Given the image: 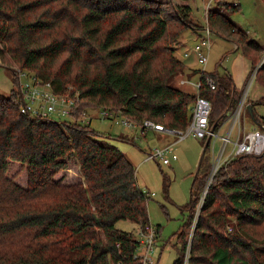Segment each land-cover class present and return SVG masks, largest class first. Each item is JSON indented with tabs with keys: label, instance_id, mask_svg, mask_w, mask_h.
<instances>
[{
	"label": "trees",
	"instance_id": "1",
	"mask_svg": "<svg viewBox=\"0 0 264 264\" xmlns=\"http://www.w3.org/2000/svg\"><path fill=\"white\" fill-rule=\"evenodd\" d=\"M238 7L216 0L208 21L233 34L248 62L246 77L256 68L252 80L263 90L247 98L244 111L257 126L264 123L255 109L264 105V63L257 65L263 46L225 13ZM186 26L200 27L188 0H0V65L11 68L14 82L0 92V264L138 262L135 232L115 221L148 223L147 195L131 160L90 127L95 115L87 107L119 106L130 119L151 117L180 128L199 93L210 100L208 122L217 129L242 87L227 69L200 67L197 90L173 83L184 66L174 50ZM9 61L50 80L54 91L76 89L75 111L55 119L21 110ZM83 108L88 122L78 120ZM70 162L77 176L64 180ZM12 163L25 170L24 183L9 175ZM209 166L202 154L170 264H264V148L220 162L195 217Z\"/></svg>",
	"mask_w": 264,
	"mask_h": 264
},
{
	"label": "rangeland",
	"instance_id": "2",
	"mask_svg": "<svg viewBox=\"0 0 264 264\" xmlns=\"http://www.w3.org/2000/svg\"><path fill=\"white\" fill-rule=\"evenodd\" d=\"M201 1L202 0H188L191 5L192 17L200 27L192 28L186 26L183 28L178 34L179 42L176 43L174 50L175 54L181 58L184 63H189L198 67L203 66L206 70L227 69L231 75L234 68L237 71L239 68H244V65L247 67V59L241 48L238 46V43H234V40L232 39L233 34L225 29L216 28L215 26H210V44L206 62L201 65L195 60L191 62L190 59H192V57L188 59L184 57L182 54L184 46L191 47L198 38V35L204 33L201 28V24L205 22L203 11L201 9ZM235 1L239 2V7L233 10H225V13L237 28H240L247 34V36L256 39L262 44V49L257 52V62L261 60V63H264V1ZM181 39L186 40L187 44L184 45V43H180ZM236 45L238 47H236ZM9 62L13 69L19 66L14 61ZM178 73H176L173 78V83L175 84H178V82H176V75ZM248 78L249 75L243 78L244 85L247 84ZM13 84V73L11 68L6 65H0V92L6 93ZM244 85H241L242 90ZM262 90L263 88L255 80L251 79L243 100V107L241 105L242 108L239 112V121L236 119L232 122V113L237 107L238 99L231 109L232 113L230 112L227 119L218 127L219 135L225 134L226 130L231 126V137L235 136L238 127L241 130L246 129L251 120L249 118L250 116L245 114L247 107L244 111V105L247 103V98H255ZM106 105L112 106L108 104ZM87 109H89V113L95 115L90 118V127L108 135L107 138L112 143L116 144L131 160L135 168L136 183L147 195L146 205L149 223L152 227L157 228L155 244L149 252L155 261L147 264H170L176 255V249L179 245L176 237L178 228L185 221L188 214L187 203L189 200V188L193 176L196 172L202 169L199 168L200 158L203 154V158L205 160L209 159L210 161L208 172L202 184L203 186L210 174L213 159L219 153L222 139L219 136L214 135H211L210 137H198L191 133L186 134L179 140L175 141L171 146V151L176 153V157L171 158L170 151L168 153L170 157L169 162H163L160 159L145 158V152L148 148L171 142L176 135L171 133H160L152 128H148L145 132L140 133L138 126L125 125L110 117L97 115L95 114L98 112L97 108L87 107ZM255 109L257 113L264 114V105L258 104L255 106ZM50 116L55 119L67 118V116H60L55 112H51ZM207 140L208 144L204 149V144ZM230 145V141L225 144V152L228 151ZM70 163L72 167L63 171L62 176L64 180H71L77 176L78 168L76 163ZM8 173L9 175L14 176L15 180L20 183L25 182V170L21 168L18 163H12ZM115 225L123 229L132 230L133 232H135L137 228L135 222L126 218L117 219Z\"/></svg>",
	"mask_w": 264,
	"mask_h": 264
},
{
	"label": "built area",
	"instance_id": "3",
	"mask_svg": "<svg viewBox=\"0 0 264 264\" xmlns=\"http://www.w3.org/2000/svg\"><path fill=\"white\" fill-rule=\"evenodd\" d=\"M231 1L234 3L236 2L235 0ZM215 3L216 0L201 1V9L205 18V22L201 24V28L203 29L204 33H200L198 35V38L191 45V47H188L182 51L183 55H188L190 52H193L197 63L201 65L206 62L208 57V49L210 44L209 34L211 31L208 21V11ZM260 63L261 60L257 62V65ZM200 68L203 69L204 67L202 66ZM14 73L16 77V85L19 88L22 98V104L20 106L21 110H30L36 114L44 115H49L51 112H55L57 115L67 117L75 111L79 103L78 91L76 89L71 91L70 86H68V88L64 89L63 91H54L51 88L50 80H44L35 73L20 66L14 68ZM253 75L254 69L250 72L247 84H245L243 87L240 98L237 102V107L234 109L233 113L231 112L233 116L232 122H234L236 119L239 121L241 105ZM178 81L180 83L191 82L196 90L200 84L199 79L193 81L187 77H181ZM205 81L210 87H214L215 81L211 76H206ZM210 105V100L206 96L197 93L192 102L189 120L184 127L180 128L163 124L162 122L154 120L151 117H144L139 121L130 119L122 112V109L119 106H107L106 104H103L94 108H97V113L101 116L110 117L115 121H120L125 125L138 126L140 133L145 132L148 128H152L163 133H171L176 135L175 138L169 143L148 148V150L145 152V158H154L160 159L163 162H169L170 157H176V153L171 151L172 144L186 134L191 133L198 137H210L211 135L220 136L222 139V144L219 153L216 156L217 158H215L213 161L210 174L199 192L194 215L196 217L199 206L206 195L211 176L220 162L228 160L235 154L245 152L259 153L264 148V123H261V125L257 126L254 125L245 130H241L238 127L234 137H231L230 135L232 126L226 130L225 134L219 135L218 128L214 130L211 126H209L208 114ZM80 117L78 120L81 122L89 121V113L86 111V109L83 108L81 110ZM228 141L231 142V145L228 151L225 152L224 147ZM169 152L171 153L170 157L168 155ZM136 225L137 228L135 230V237L138 240V245L133 255L138 258V262L135 264L152 263L155 260L149 252L152 249V246L155 244L157 230L156 228L152 227L149 222L143 226L139 224Z\"/></svg>",
	"mask_w": 264,
	"mask_h": 264
},
{
	"label": "crops",
	"instance_id": "4",
	"mask_svg": "<svg viewBox=\"0 0 264 264\" xmlns=\"http://www.w3.org/2000/svg\"><path fill=\"white\" fill-rule=\"evenodd\" d=\"M216 4V3H215ZM215 4H213V6L215 5ZM221 29V28H220ZM224 30V29H223ZM197 34V33H196ZM232 39L234 40V43L235 44H237L236 43V41H235V39H234V37H233V35H232ZM180 43H184V45L185 44H187L186 43V40H184V39H181V41H180ZM183 45V46H184ZM190 47V46H189ZM236 47H238L237 45H236ZM186 48H188V46H184V49H186ZM183 49V50H184ZM182 50V51H183ZM184 57H186V59H188V58H191L192 57V59H190L191 60V62L193 61V60H195L196 62H197V60H196V57H195V55H194V53L193 52H190L188 55H184ZM198 66H194V65H191V64H189V63H184V66H183V69L176 75V82H178V84L181 86V87H183V88H186V89H188V90H192V91H195L196 89H195V87H194V85L191 83V82H184V83H180L178 80H179V78H181V77H187V78H189V79H191V80H193V81H196V80H198V77H199V73L196 71V68H197ZM247 68H248V65H247V67H246V65H244V68L242 67V69H238L237 71H236V69L234 68V70H232V75H233V80H234V83H235V85L237 86V87H241V85L243 84L244 85V80H243V78H245V76H246V71H247ZM242 80H243V82H242ZM255 124L251 121V122H249V124H248V126L246 127V129H248V128H250V127H252V126H254ZM155 130V129H154ZM157 132H160V131H158V130H156ZM160 133H163V132H160ZM236 135V134H235ZM209 137V136H208ZM220 137V136H219ZM222 144V143H221ZM216 158V157H215ZM215 158L213 159V161L215 160Z\"/></svg>",
	"mask_w": 264,
	"mask_h": 264
},
{
	"label": "water",
	"instance_id": "5",
	"mask_svg": "<svg viewBox=\"0 0 264 264\" xmlns=\"http://www.w3.org/2000/svg\"><path fill=\"white\" fill-rule=\"evenodd\" d=\"M255 67H257V66H255ZM255 69V68H254Z\"/></svg>",
	"mask_w": 264,
	"mask_h": 264
}]
</instances>
